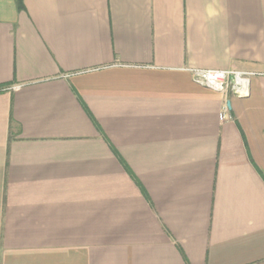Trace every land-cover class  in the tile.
<instances>
[{
  "label": "crops",
  "instance_id": "obj_1",
  "mask_svg": "<svg viewBox=\"0 0 264 264\" xmlns=\"http://www.w3.org/2000/svg\"><path fill=\"white\" fill-rule=\"evenodd\" d=\"M22 5L0 0V264H264V0ZM195 69L254 74L237 96Z\"/></svg>",
  "mask_w": 264,
  "mask_h": 264
},
{
  "label": "built area",
  "instance_id": "obj_2",
  "mask_svg": "<svg viewBox=\"0 0 264 264\" xmlns=\"http://www.w3.org/2000/svg\"><path fill=\"white\" fill-rule=\"evenodd\" d=\"M252 74L254 73L223 69L192 70L193 79L197 83L222 93L231 92L237 96H245L249 93V78Z\"/></svg>",
  "mask_w": 264,
  "mask_h": 264
},
{
  "label": "trees",
  "instance_id": "obj_3",
  "mask_svg": "<svg viewBox=\"0 0 264 264\" xmlns=\"http://www.w3.org/2000/svg\"><path fill=\"white\" fill-rule=\"evenodd\" d=\"M16 4L18 9H22L23 5H22V0H16Z\"/></svg>",
  "mask_w": 264,
  "mask_h": 264
}]
</instances>
